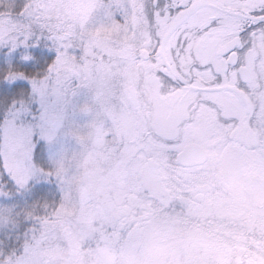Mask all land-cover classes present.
Listing matches in <instances>:
<instances>
[{
  "label": "snow or ice",
  "instance_id": "obj_1",
  "mask_svg": "<svg viewBox=\"0 0 264 264\" xmlns=\"http://www.w3.org/2000/svg\"><path fill=\"white\" fill-rule=\"evenodd\" d=\"M0 264H264V0H0Z\"/></svg>",
  "mask_w": 264,
  "mask_h": 264
}]
</instances>
